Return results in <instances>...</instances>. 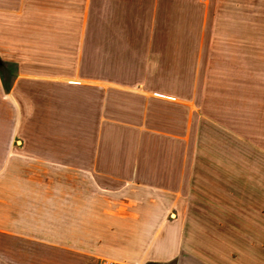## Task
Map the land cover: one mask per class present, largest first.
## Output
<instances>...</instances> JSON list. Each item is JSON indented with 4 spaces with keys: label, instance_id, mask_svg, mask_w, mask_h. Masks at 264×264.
Masks as SVG:
<instances>
[{
    "label": "crops",
    "instance_id": "1",
    "mask_svg": "<svg viewBox=\"0 0 264 264\" xmlns=\"http://www.w3.org/2000/svg\"><path fill=\"white\" fill-rule=\"evenodd\" d=\"M208 17L200 0H0V264L193 263Z\"/></svg>",
    "mask_w": 264,
    "mask_h": 264
},
{
    "label": "rangeland",
    "instance_id": "2",
    "mask_svg": "<svg viewBox=\"0 0 264 264\" xmlns=\"http://www.w3.org/2000/svg\"><path fill=\"white\" fill-rule=\"evenodd\" d=\"M200 4L209 17L185 252L192 264H264V0Z\"/></svg>",
    "mask_w": 264,
    "mask_h": 264
},
{
    "label": "trees",
    "instance_id": "3",
    "mask_svg": "<svg viewBox=\"0 0 264 264\" xmlns=\"http://www.w3.org/2000/svg\"><path fill=\"white\" fill-rule=\"evenodd\" d=\"M4 62L2 61V59L0 58V66L3 64Z\"/></svg>",
    "mask_w": 264,
    "mask_h": 264
}]
</instances>
